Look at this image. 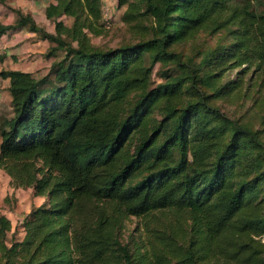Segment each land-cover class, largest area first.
Masks as SVG:
<instances>
[{"label":"trees","instance_id":"obj_1","mask_svg":"<svg viewBox=\"0 0 264 264\" xmlns=\"http://www.w3.org/2000/svg\"><path fill=\"white\" fill-rule=\"evenodd\" d=\"M118 5L136 40L113 48L91 41L105 27L101 0L48 3L54 32L19 8L0 21V36L25 28L61 52L40 76L0 71L11 96L0 170L44 198L21 221V241L7 243L0 213V264H264V117L253 129L213 104L244 97L264 111V8ZM201 32L225 42L198 61L171 50ZM157 62L177 70L153 84ZM131 216L141 221L132 247L121 239Z\"/></svg>","mask_w":264,"mask_h":264},{"label":"rangeland","instance_id":"obj_2","mask_svg":"<svg viewBox=\"0 0 264 264\" xmlns=\"http://www.w3.org/2000/svg\"><path fill=\"white\" fill-rule=\"evenodd\" d=\"M11 1L12 0H5V3H3V6L9 7L8 9L10 11L12 10ZM20 1L21 0H16L18 3ZM31 1L32 0H22L23 4L30 3ZM254 6L257 10H262L264 8V2L262 0H254ZM123 9L124 5L119 6L118 0H112V6L102 7V20L105 27L101 34L91 37V41L94 45L101 48H113L136 40L129 27L120 19ZM11 12L5 11L0 17L1 20L3 19L6 22L11 21ZM110 15L111 17H109L108 21L104 20L105 17L108 18ZM40 16H42V11L41 8L38 7V13L35 15L36 23L42 26L47 32H54L53 22L48 18H41ZM59 19L63 20L66 24L70 23L69 18L62 17ZM12 34H16L14 40L12 42L9 40L6 43L11 42L9 46L15 50H19L18 56L23 55V59L21 58L20 61H28L31 66V71L35 76H40L46 73L50 62L55 56H60V51H56V55L49 54V49L52 46L51 43L46 39H41L36 34L34 35L25 32V30H15ZM7 37H3V39H6ZM222 38H224V33L209 34L207 32H201L193 40L173 45L171 50L177 52L184 62L190 57H193L198 61L204 53L224 43L225 40H222ZM10 47L6 46L5 48ZM4 57L5 54L1 52L0 60ZM168 68L172 71L177 70L175 62H169L165 67L161 66L158 62L154 64L152 70L153 84H157L164 80V77L161 74ZM236 71V69L228 71L225 73L222 80H225L227 77H236ZM248 76L249 73L246 77ZM245 87L246 84L243 88ZM213 104L219 106L222 111L237 118L239 121L248 124L253 129L263 128L262 120L264 117V111L256 108L257 106L253 104L250 99L244 97L235 101L215 99ZM8 112L9 104L7 98L1 94L0 120L4 116H8ZM42 202L43 198L39 195H35L31 189L13 188L9 183V177L0 170V213L5 214L10 219L11 224H13V230L7 232L6 239L8 244L11 240L21 241L23 239L24 232L21 227V221L34 207L40 205ZM140 222L141 221L138 218L131 216L125 220L124 227L121 230L122 241L127 242L131 247L133 245V240H138L140 237ZM21 237L22 239H20Z\"/></svg>","mask_w":264,"mask_h":264},{"label":"crops","instance_id":"obj_3","mask_svg":"<svg viewBox=\"0 0 264 264\" xmlns=\"http://www.w3.org/2000/svg\"><path fill=\"white\" fill-rule=\"evenodd\" d=\"M23 1H26V0H23ZM50 2H53V0H32L30 3H27V4H23L22 0L18 3L16 2V0H12L10 3H11V9L13 8H19L21 9L24 13H29L33 19L35 20V15L36 13H38V7L41 8V11H42V16H40L41 18L42 17H45V13H44V9L46 7V5ZM2 3V4H1ZM0 3V17L3 13H5V11L7 12H11L12 14V18H11V21L9 22H6L5 20H1L0 18V21L3 23V24H9V23H12L15 19V14L13 12V10H9L7 6H3V3H5V0H2ZM9 3V4H10ZM101 3H102V7L104 6H107L109 7L110 5L112 6V0H101ZM8 9V10H6ZM15 30H25V32H29L28 30H26L25 28H17V29H11L9 30L7 33L3 34L0 36V53H4L5 54V57L0 60V71L1 70H23V71H31V66H30V63L26 60H24V62L20 61V59L22 58L23 59V55H20L18 56L19 54V50H15L13 49L12 47L9 46V44L14 40L15 38V35L16 34H12V32H14ZM31 34H34L33 32H29ZM8 36V37H7ZM3 37H7L6 39H3ZM11 41V42H8L6 43L7 41ZM48 44V42H47ZM7 47H10V48H5L6 46ZM4 48V49H3ZM10 49V50H9ZM9 78L8 77H3L0 75V98H1V94L4 95L5 98H7V101H8V104H9V111H10V99H11V96H10V92H9ZM9 114V112H8ZM4 173V172H3ZM43 198V197H42ZM44 199V198H43ZM11 230H13V224H11ZM24 232V230H23ZM22 239V237L20 238Z\"/></svg>","mask_w":264,"mask_h":264},{"label":"built area","instance_id":"obj_4","mask_svg":"<svg viewBox=\"0 0 264 264\" xmlns=\"http://www.w3.org/2000/svg\"><path fill=\"white\" fill-rule=\"evenodd\" d=\"M102 17H103V13H102ZM109 17H111V15H110V16H108V18H106V17H105V19H104V20L108 21Z\"/></svg>","mask_w":264,"mask_h":264}]
</instances>
